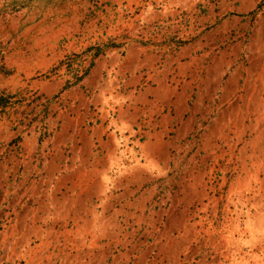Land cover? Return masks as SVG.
<instances>
[{
	"label": "rangeland",
	"instance_id": "rangeland-1",
	"mask_svg": "<svg viewBox=\"0 0 264 264\" xmlns=\"http://www.w3.org/2000/svg\"><path fill=\"white\" fill-rule=\"evenodd\" d=\"M127 43L179 51L126 85L139 127L171 117L100 182L81 78ZM0 264H264V0H0Z\"/></svg>",
	"mask_w": 264,
	"mask_h": 264
},
{
	"label": "crops",
	"instance_id": "crops-1",
	"mask_svg": "<svg viewBox=\"0 0 264 264\" xmlns=\"http://www.w3.org/2000/svg\"><path fill=\"white\" fill-rule=\"evenodd\" d=\"M155 46L156 45H154L153 48L150 45L144 46L140 43H127L124 45L123 52L120 55L117 51L110 50L108 55L98 57L89 68L88 72L81 78V82L89 88V95L84 96L82 91H78V94L82 93L81 96L83 103L87 106L89 110V118H91L93 122L91 131L88 134V139L91 140V144L96 143L101 146V149L97 150L100 151L104 165L98 166L99 169L101 167H107L111 161L115 160L117 156H120L118 154L115 155L113 152L115 142L118 138L120 140L122 139V144L126 146L129 143L130 146L138 144V147L140 146V148L145 147V149L137 151L138 156L141 154L143 163L145 161L154 162V160H150L151 156L149 157L146 147L151 139L154 138V135L161 134V136H164V130L168 127L167 122L171 117V113L168 112L165 114L164 121L154 120L146 124V126L139 127L138 124L135 123V115L131 112H127L128 108L126 107V103L128 104V102L126 99L129 93L126 85L130 82H138L141 80L144 72L146 79L151 78V81L158 80L166 85V80L160 77V75L164 76V73H168L170 70L173 77L175 73H178L177 70L175 71V67L179 65V63H177L179 61V51L177 49L174 50V48H172L174 51L171 52L172 54H170L168 58L164 57L163 60L161 59L164 66L159 69H154L156 68L157 62L161 63L159 61L162 55L161 53L163 52V49H160V45L158 47ZM172 49H168L167 47V50ZM159 50H161V53L158 52ZM213 79H218V77H214ZM142 88L143 91L158 89L156 85L148 83L144 84ZM160 88L162 90L163 86ZM175 113L178 114V111H175ZM150 117H152V119L154 118V116ZM174 117H176L175 114ZM134 127L142 131L138 134V137H129V134H134ZM121 128L126 129L128 132V136L125 139L126 141L120 136V132H118V136L116 137L115 131H120ZM151 130H157L158 132L152 133ZM106 145H108V148ZM130 146L126 147L127 157L131 156L137 158V156L131 152ZM93 157L95 158V156H92V158ZM94 165L95 164H92L93 168ZM162 167L163 163H156L152 166H143L141 169L144 172L143 177H152L157 174ZM103 168L97 170L100 182L101 176L104 174ZM141 190L144 191L147 189ZM129 193L131 196L127 201H129L130 204H138V194L136 193V195L132 196V191H129ZM79 202L82 203V200L79 199ZM124 256V258H128L129 253H126V255L124 254Z\"/></svg>",
	"mask_w": 264,
	"mask_h": 264
}]
</instances>
